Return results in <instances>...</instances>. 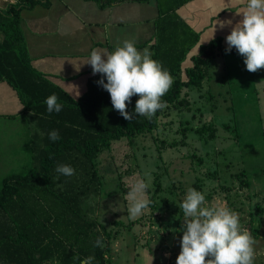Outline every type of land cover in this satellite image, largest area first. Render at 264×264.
<instances>
[{
    "label": "trees",
    "instance_id": "16d2710c",
    "mask_svg": "<svg viewBox=\"0 0 264 264\" xmlns=\"http://www.w3.org/2000/svg\"><path fill=\"white\" fill-rule=\"evenodd\" d=\"M93 1L104 8L148 0ZM187 1L156 0L159 16L155 21L153 59L171 74L174 83L162 97L167 107L150 119L134 114L139 97L133 96L127 106V111L134 114L132 121L112 107L109 93L96 83L101 74L93 75L89 69L73 76H85L84 89L75 95L56 81L71 77L42 72L32 65L21 28V10L47 4V0H16L0 9V81L13 87L23 104L22 111L30 112L33 122L30 168L23 174L7 175L0 183V264H109L113 234L96 218L89 217L83 207L84 201L102 187L99 154L115 139L156 130L162 119L189 110V91L203 87L210 58L226 52L223 38L216 36L199 44L198 51L190 56L191 64L183 66L199 42V33L175 12ZM235 51L233 48L230 52ZM52 94L63 106L59 113L47 111L46 99ZM208 125L192 129L212 138L213 130H208ZM188 127L180 120L182 136L168 146L184 144V132L191 130ZM53 130L60 137L55 142L49 139ZM58 165L71 166L75 174L57 173ZM101 237L103 246L96 247Z\"/></svg>",
    "mask_w": 264,
    "mask_h": 264
},
{
    "label": "rangeland",
    "instance_id": "374dc122",
    "mask_svg": "<svg viewBox=\"0 0 264 264\" xmlns=\"http://www.w3.org/2000/svg\"><path fill=\"white\" fill-rule=\"evenodd\" d=\"M243 61L237 51L211 57L203 87L189 91V110L162 119L156 130L115 139L99 154L102 187L83 207L113 234L109 264H162L164 257L176 264L184 231L179 206L189 188L201 191L206 205L238 213L255 240L254 264H264V69L250 73ZM180 120L191 130L184 144L168 146L182 136ZM201 125L212 138L192 129ZM32 128L25 116L0 118V183L30 168ZM138 179L149 183L155 206L132 220L127 192Z\"/></svg>",
    "mask_w": 264,
    "mask_h": 264
},
{
    "label": "clouds",
    "instance_id": "9594fccd",
    "mask_svg": "<svg viewBox=\"0 0 264 264\" xmlns=\"http://www.w3.org/2000/svg\"><path fill=\"white\" fill-rule=\"evenodd\" d=\"M236 3L242 5L237 12L242 14V19L234 26L231 19L216 20L211 39L217 24L220 30L231 27L226 36L225 51L235 48L244 58L246 70L255 73L264 69V0H236ZM149 47L140 51L134 42L125 40L112 52L93 49L84 63L91 66L93 75L101 74L102 78L96 83L109 93L112 107L128 121L133 120L134 114L150 119L157 111L166 108L167 103L162 97L174 83L162 64L151 58ZM133 96L139 97L134 114L127 111ZM57 101L55 94L47 97L48 113L62 111L63 106ZM49 139L57 141L59 133L51 131ZM56 172L72 176L75 169L58 165ZM149 186L144 179H138L127 192L129 219L135 220L143 215L152 203L147 194ZM179 208L184 215V231L176 264H254L255 240L247 229L242 228L238 213L224 206L206 205L205 195L194 188L188 189ZM102 239L96 240V247L103 246ZM82 264H88V261Z\"/></svg>",
    "mask_w": 264,
    "mask_h": 264
},
{
    "label": "crops",
    "instance_id": "0c3cea01",
    "mask_svg": "<svg viewBox=\"0 0 264 264\" xmlns=\"http://www.w3.org/2000/svg\"><path fill=\"white\" fill-rule=\"evenodd\" d=\"M34 6V10H21V28L31 63L42 72L71 77L56 81L72 94L84 89V74L72 77L91 69L84 63L93 49L112 52L128 40L140 51L150 46L153 59L155 21L159 16L156 0L125 1L104 8L93 0H47V4ZM241 7L236 0H188L177 7L176 14L199 33V42L184 60V67L191 64L190 56L198 51L199 44L211 40L215 21L231 19L234 26L242 19L237 13ZM216 28L214 37L221 36L227 46L231 27L220 30L217 24ZM22 109L17 92L6 81H0V118L25 116L31 120L30 112Z\"/></svg>",
    "mask_w": 264,
    "mask_h": 264
},
{
    "label": "water",
    "instance_id": "95a60500",
    "mask_svg": "<svg viewBox=\"0 0 264 264\" xmlns=\"http://www.w3.org/2000/svg\"><path fill=\"white\" fill-rule=\"evenodd\" d=\"M11 3H16V0H0V9H5Z\"/></svg>",
    "mask_w": 264,
    "mask_h": 264
}]
</instances>
